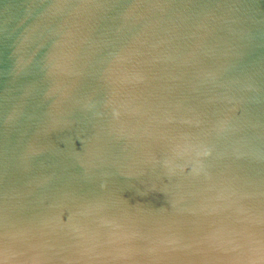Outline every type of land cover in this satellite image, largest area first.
<instances>
[{
    "label": "water",
    "instance_id": "obj_1",
    "mask_svg": "<svg viewBox=\"0 0 264 264\" xmlns=\"http://www.w3.org/2000/svg\"><path fill=\"white\" fill-rule=\"evenodd\" d=\"M0 264H264V0H0Z\"/></svg>",
    "mask_w": 264,
    "mask_h": 264
}]
</instances>
